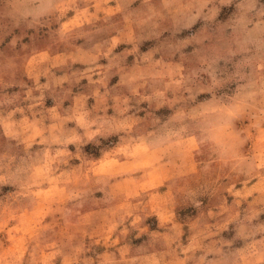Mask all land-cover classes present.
<instances>
[{
	"label": "clouds",
	"instance_id": "1",
	"mask_svg": "<svg viewBox=\"0 0 264 264\" xmlns=\"http://www.w3.org/2000/svg\"><path fill=\"white\" fill-rule=\"evenodd\" d=\"M0 264H264V0H0Z\"/></svg>",
	"mask_w": 264,
	"mask_h": 264
}]
</instances>
